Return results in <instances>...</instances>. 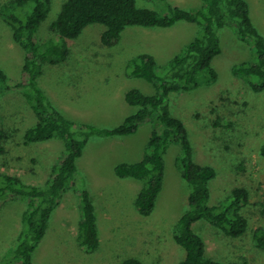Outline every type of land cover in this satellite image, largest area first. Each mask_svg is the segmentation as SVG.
<instances>
[{"label":"rangeland","instance_id":"1","mask_svg":"<svg viewBox=\"0 0 264 264\" xmlns=\"http://www.w3.org/2000/svg\"><path fill=\"white\" fill-rule=\"evenodd\" d=\"M64 1L51 0L39 27L40 41H59L50 25ZM246 1L253 24L264 36V0ZM168 4L194 11L204 1L136 0L138 7L161 14L168 12ZM104 29L101 23H91L76 38L68 39L66 59L57 64L43 63L37 79L51 103L77 126L112 128L120 124L137 110L124 99L128 89L138 88L146 94L157 91L145 79L128 74L129 61L138 53L150 52L161 74L173 56L202 31L200 24L184 21L167 28L127 26L116 43L105 46L100 41ZM218 38L221 52L211 61L216 81L207 83L208 73L202 72L196 88L170 94L168 103L172 114L187 128L194 161L216 170L209 182L208 204L226 203L235 186L248 189L250 204L241 210L248 218V228L242 236L230 237L204 219L192 227L203 238L208 257L221 263L245 260L264 264V250L251 236L253 228L264 225L261 206L253 204L261 201L264 205V157L259 152L264 142V90L253 91L245 79L231 71L236 64L255 61L251 43L239 40L227 25L218 30ZM23 59V49L0 16V67L12 86L20 79ZM24 90L12 88L0 95L2 124L8 135L4 141L7 152L0 154V174L43 185L65 148L58 138L23 143L22 132L35 123ZM156 126L158 122L152 119L130 135L89 137L77 159L73 187L64 193L34 251L35 264H118L131 256L142 264H177L184 258L185 250L173 239L178 217L189 209L190 187L178 166L180 144L171 142L164 153L162 188L148 216L140 215L134 206L142 183L131 177L120 178L114 172L117 163L141 159ZM82 189L90 192L98 218L99 247L91 252L78 244L76 236ZM25 208L26 202L21 199L9 196L0 201L1 264H5L23 228L21 214Z\"/></svg>","mask_w":264,"mask_h":264},{"label":"trees","instance_id":"2","mask_svg":"<svg viewBox=\"0 0 264 264\" xmlns=\"http://www.w3.org/2000/svg\"><path fill=\"white\" fill-rule=\"evenodd\" d=\"M165 1V0H163ZM197 10H187L168 4L167 13L138 7L136 0H65L51 23V30L59 41H40L39 27L47 17L51 0H0V16L10 27L13 40L24 52L20 79L9 84L5 71L0 67V95L12 88H24L35 123L22 132L25 144L45 142L58 138L65 151L52 167L51 176L43 185L25 183L22 178L0 174V201L9 196L26 202L21 214L23 228L17 236L13 249L7 254L5 264H35L34 251L45 235L49 220L59 205L64 193L71 189L77 172V159L93 134L124 136L134 133L147 120H156L143 155L136 162H120L114 166L120 178L131 177L142 183L134 206L142 216L152 213L164 178V153L171 142L181 147L178 166L183 179L188 183L189 209L177 219L174 241L185 250L184 258L177 264H249L247 261L221 263L206 255L203 238L194 232L193 223L207 220L230 237L242 236L248 228V218L242 208L250 204L249 191L244 186L232 188L226 203L209 205V182L215 177L213 166L200 164L193 159V149L183 121L174 116L169 107L172 93L189 91L199 85V75L206 72V82L216 81L217 72L211 66L212 59L221 52L218 30L227 25L233 28L237 38L249 41L256 59L232 67V73L245 79L255 92L264 90V36L253 24L246 0H203ZM167 2V1H166ZM178 21L197 23L202 27L200 35L190 41L165 66L163 73L156 69L153 54L138 53L129 61V75L143 78L156 88V93L146 94L138 88H130L124 94L125 101L137 108L112 128L93 124L75 125L48 99L38 85L42 64H57L69 54L67 40L76 38L91 23H101L105 29L100 35L101 44L116 43L127 26L167 28ZM255 78V79H254ZM8 135L2 124L0 111V154L7 152L4 141ZM259 152L264 157V142ZM80 219L77 224V242L87 252L99 247V229L95 204L87 189L79 194ZM261 206V201L253 203ZM252 204V205H253ZM254 244L264 250V225L251 230ZM1 264V262H0ZM118 264H142L136 257H127Z\"/></svg>","mask_w":264,"mask_h":264},{"label":"crops","instance_id":"3","mask_svg":"<svg viewBox=\"0 0 264 264\" xmlns=\"http://www.w3.org/2000/svg\"><path fill=\"white\" fill-rule=\"evenodd\" d=\"M172 27V26H171ZM150 53V52H149ZM152 54V53H151Z\"/></svg>","mask_w":264,"mask_h":264}]
</instances>
